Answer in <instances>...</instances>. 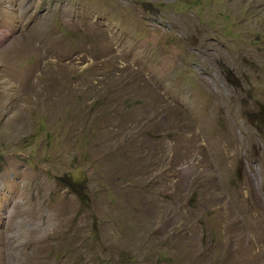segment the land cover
<instances>
[{
	"label": "rangeland",
	"instance_id": "1",
	"mask_svg": "<svg viewBox=\"0 0 264 264\" xmlns=\"http://www.w3.org/2000/svg\"><path fill=\"white\" fill-rule=\"evenodd\" d=\"M263 158L264 0H0V264H264Z\"/></svg>",
	"mask_w": 264,
	"mask_h": 264
},
{
	"label": "bare ground",
	"instance_id": "2",
	"mask_svg": "<svg viewBox=\"0 0 264 264\" xmlns=\"http://www.w3.org/2000/svg\"><path fill=\"white\" fill-rule=\"evenodd\" d=\"M231 136H232V134H231ZM247 139H248V137H247ZM249 139H250V137H249ZM238 143H237V146L236 145L234 146V148L241 151ZM234 144H235V142H234ZM207 147L210 150V154L208 153L209 156L207 157V161H204L201 158L203 160L202 161L203 162L202 163L203 169H204V165H205L204 162H206L207 166H210L213 163L215 165V167L213 166L210 168H217L216 172L218 169H219L218 170L219 172H225V170L229 167V164L232 161V159L236 155H239V156L241 155V152L237 151L238 152L237 154L231 156L232 154L228 153V151H227L228 148L226 149L225 142H222V140H219L218 142H216L214 144L207 145ZM229 150H230V148H229ZM204 151L205 150H203V153H204ZM204 158H205V155H204ZM263 160H264V158H263ZM205 168H207V167H205ZM247 170L244 169V171H243L244 172V181L240 183V186L238 187V191L231 193V194H233V197H231V200L229 201L228 208L227 209L225 208L226 210H224L223 216H224V219H226V220H227V218L232 219L234 222V223H232V226L236 229V231H238V233L240 232L243 235V243L241 245L242 246L241 248L251 249L254 254H258L260 261H264V196L262 194L258 193L259 190L256 189V186L251 181L252 180L251 176H253L254 174H252L250 176V174L247 172ZM254 172H257V171H254ZM209 173L210 172H207L205 175L210 177ZM259 185H261V184H259ZM209 186L211 187V190L209 189V191H207L208 200H210L209 198L211 196L212 197L215 196V198L219 199V200L223 199L222 198L223 195L221 196L222 192L219 191L220 187L223 188V186H224L223 179L217 178L215 185L209 183ZM258 188H259V186H258ZM237 196L241 197L240 203H239V201L237 202V200L234 199ZM235 225H237V227H235ZM251 250H248V253L251 254Z\"/></svg>",
	"mask_w": 264,
	"mask_h": 264
}]
</instances>
